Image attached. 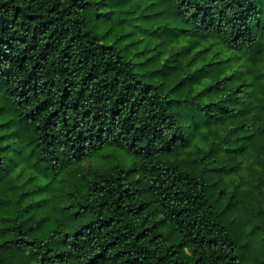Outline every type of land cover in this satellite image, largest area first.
Returning <instances> with one entry per match:
<instances>
[{
  "label": "trees",
  "instance_id": "16d2710c",
  "mask_svg": "<svg viewBox=\"0 0 264 264\" xmlns=\"http://www.w3.org/2000/svg\"><path fill=\"white\" fill-rule=\"evenodd\" d=\"M159 1L189 26L129 55L99 0H0V264H240L217 203L264 205V0ZM107 144L138 164L84 170Z\"/></svg>",
  "mask_w": 264,
  "mask_h": 264
},
{
  "label": "rangeland",
  "instance_id": "374dc122",
  "mask_svg": "<svg viewBox=\"0 0 264 264\" xmlns=\"http://www.w3.org/2000/svg\"><path fill=\"white\" fill-rule=\"evenodd\" d=\"M161 6L159 0H139L138 5L123 3L121 0H99L90 16L91 25L105 42L115 43L123 52L131 55L136 46L142 47V44L150 43L157 37L167 41L173 37L177 27L189 26L186 21L179 19L175 8ZM135 23H139L137 31L133 28L136 27ZM218 48V45L213 47ZM137 164L136 157L125 147L107 144L90 160L85 161L82 167L84 170L92 167L103 170L115 165L132 168ZM256 174L257 170L243 160L236 171L228 174L227 179L247 189L256 190L259 183ZM13 181L21 182L15 173ZM217 207L222 211L224 223L235 235L240 264H264V205L252 207L248 201L240 199V196L227 193L218 200Z\"/></svg>",
  "mask_w": 264,
  "mask_h": 264
}]
</instances>
